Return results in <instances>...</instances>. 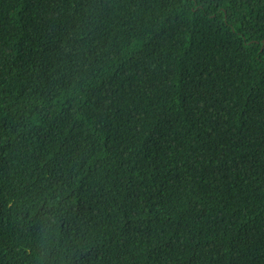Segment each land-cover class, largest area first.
<instances>
[{"label":"trees","instance_id":"obj_1","mask_svg":"<svg viewBox=\"0 0 264 264\" xmlns=\"http://www.w3.org/2000/svg\"><path fill=\"white\" fill-rule=\"evenodd\" d=\"M0 264H264V0H0Z\"/></svg>","mask_w":264,"mask_h":264}]
</instances>
